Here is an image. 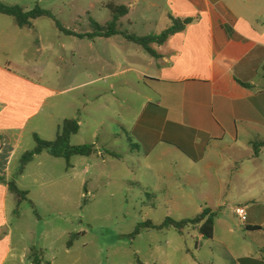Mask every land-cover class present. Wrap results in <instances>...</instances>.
<instances>
[{
  "label": "rangeland",
  "instance_id": "obj_1",
  "mask_svg": "<svg viewBox=\"0 0 264 264\" xmlns=\"http://www.w3.org/2000/svg\"><path fill=\"white\" fill-rule=\"evenodd\" d=\"M0 1L26 11L38 6L54 16L41 17L31 28L21 29L13 17L0 14V63L31 67L53 91L42 108V116H46L40 117L42 128L34 135H29L28 129L27 144L36 146L35 135L53 141L65 120H75L83 124L70 145L96 146L95 128L103 122L98 127L99 146L109 158L103 163L97 155L74 156L68 162L44 152L19 177L24 154L15 155L9 166L14 174L11 180L30 194L17 204L10 201L6 231H12L17 259L6 264H238L242 254L256 255L233 210L247 206L248 218L256 221V211L264 207V182L234 179L224 198L210 197L217 191L210 190L206 182H170L166 176L155 175L159 169L155 162L150 168L141 166L144 157L138 159V146L131 143L135 137L121 135L120 124L115 122L134 123L143 112L136 91L127 90L124 95L125 90L119 91L127 80L138 84L136 70L143 66L145 56L144 48L127 37L160 35L171 25L165 9L154 12L149 25L143 20V0ZM130 4L134 24L126 19L118 22V35H97L95 24L106 26L114 18L111 6ZM57 23L72 34L61 31ZM17 66L18 70L15 66L11 69L27 73ZM99 91L102 94L96 97ZM56 124L59 127L54 129ZM112 130L119 131L118 140L110 138ZM114 155L126 160H113L110 156ZM211 200L224 203L215 240L200 239V232L193 227L182 234L170 227L143 228L135 234L139 224L160 226L167 218L193 219Z\"/></svg>",
  "mask_w": 264,
  "mask_h": 264
},
{
  "label": "crops",
  "instance_id": "obj_2",
  "mask_svg": "<svg viewBox=\"0 0 264 264\" xmlns=\"http://www.w3.org/2000/svg\"><path fill=\"white\" fill-rule=\"evenodd\" d=\"M143 1V20L149 25L154 12L163 13L164 9L169 27L172 18L192 22L163 45L153 44L155 55L145 51L143 66L136 70L140 75L138 84L127 80L119 90H125L123 95L127 90L136 91L143 101V112L135 125L115 120L122 129L121 135L135 137L131 143L138 146L136 156L139 160L144 157L140 165L150 168L155 162L159 168L155 175L166 176L170 182H206L210 190L217 191L210 196L216 198L228 196L234 179L264 182V147L258 156L252 147V143L264 140V0ZM126 8L127 13L119 22L128 19L134 24L133 5ZM147 36L156 34L144 37ZM13 66L18 70L12 62L0 63V175L6 181L14 178L9 166L15 155L34 149L27 144L26 132L30 129L29 135L38 134L41 118L46 117L42 116V108L53 94L34 69L17 66L27 72L22 74L11 69ZM101 94L99 91L96 97ZM120 99L127 102L122 96ZM102 125L103 122L97 123L95 128L97 141L101 138L98 127ZM58 127L56 124L54 129ZM108 134L116 140L121 136L117 130ZM99 141L95 155L107 163L109 158ZM110 157L126 160L120 155ZM179 167L187 169L174 170ZM10 201L19 203L8 185L1 183L0 264L17 259L12 231H6ZM211 202L201 212L204 208L218 212L214 236L208 239L215 240L224 203ZM233 213L237 217L235 210ZM256 213L257 220L248 218L245 224L237 217L256 251V255L242 254L237 258L238 264H264V207ZM229 233L233 230L229 229ZM199 237L205 239L201 233Z\"/></svg>",
  "mask_w": 264,
  "mask_h": 264
},
{
  "label": "trees",
  "instance_id": "obj_3",
  "mask_svg": "<svg viewBox=\"0 0 264 264\" xmlns=\"http://www.w3.org/2000/svg\"><path fill=\"white\" fill-rule=\"evenodd\" d=\"M111 11L114 14L113 20L108 23L106 26H100L95 24V29L98 32L100 37H111L119 34L117 29L118 22L121 17L126 15L127 8L123 6H111ZM0 14L13 17L17 25L21 29L31 28L33 22L41 17H50L54 18L51 12L36 7L32 11H26L23 7L19 5H9L0 1ZM173 24L171 27L166 29L162 34L156 36H147V37H138V36H128L127 38L139 44L144 48V50L151 55H155V52L151 48L153 44L163 45L170 37L175 35L178 32H181L185 29L186 25L190 24L192 20L186 19H174L172 18ZM60 30L71 35L72 33L68 30H65L59 23H57ZM264 73V66L262 68ZM247 86V85H246ZM79 123L75 120H66L58 133L57 137L53 141H45L40 139L35 135L36 146L34 149L27 151L22 156V165L19 171V175H22L25 167L31 163L36 156L41 155L44 152L49 153L55 158H64L68 162L74 156L81 157H90L97 154L98 150L94 144H87L81 146H71L70 140L72 136L76 135L79 131ZM254 150V155L258 156L264 147V140L259 142L252 143ZM6 183L9 187V190L12 194L16 195L19 202L24 201L28 198L30 192L21 190L14 181H6L5 177L0 175V184ZM218 216V212H212L208 208H204L203 211L193 219H184L176 221L172 218H167L165 223L160 226H154L150 223L139 224L135 230V234L138 235L143 228H174L178 232H183L187 228H198L200 233L205 239H212L215 231V219Z\"/></svg>",
  "mask_w": 264,
  "mask_h": 264
},
{
  "label": "built area",
  "instance_id": "obj_4",
  "mask_svg": "<svg viewBox=\"0 0 264 264\" xmlns=\"http://www.w3.org/2000/svg\"><path fill=\"white\" fill-rule=\"evenodd\" d=\"M235 213L239 219V222L241 224H245L247 219H248V214H247V208L243 206H239L235 209ZM199 246V244H198Z\"/></svg>",
  "mask_w": 264,
  "mask_h": 264
}]
</instances>
